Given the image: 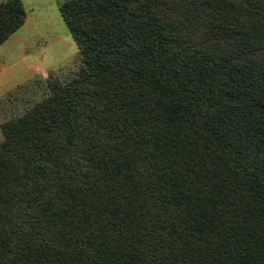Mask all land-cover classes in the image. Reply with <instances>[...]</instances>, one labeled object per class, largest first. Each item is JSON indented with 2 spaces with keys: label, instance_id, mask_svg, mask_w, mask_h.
<instances>
[{
  "label": "trees",
  "instance_id": "obj_1",
  "mask_svg": "<svg viewBox=\"0 0 264 264\" xmlns=\"http://www.w3.org/2000/svg\"><path fill=\"white\" fill-rule=\"evenodd\" d=\"M59 10L80 65L3 123L0 264H264V0Z\"/></svg>",
  "mask_w": 264,
  "mask_h": 264
},
{
  "label": "rangeland",
  "instance_id": "obj_2",
  "mask_svg": "<svg viewBox=\"0 0 264 264\" xmlns=\"http://www.w3.org/2000/svg\"><path fill=\"white\" fill-rule=\"evenodd\" d=\"M59 1L22 0L25 21L0 45V139L4 122L52 97L49 81H67L79 68Z\"/></svg>",
  "mask_w": 264,
  "mask_h": 264
}]
</instances>
